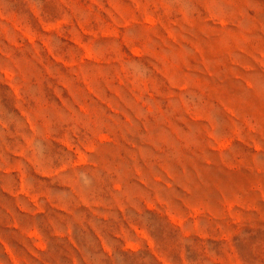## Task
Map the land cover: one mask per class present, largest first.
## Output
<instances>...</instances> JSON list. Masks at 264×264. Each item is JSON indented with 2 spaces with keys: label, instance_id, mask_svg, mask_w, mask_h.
<instances>
[{
  "label": "rangeland",
  "instance_id": "rangeland-1",
  "mask_svg": "<svg viewBox=\"0 0 264 264\" xmlns=\"http://www.w3.org/2000/svg\"><path fill=\"white\" fill-rule=\"evenodd\" d=\"M0 264H264V0H0Z\"/></svg>",
  "mask_w": 264,
  "mask_h": 264
}]
</instances>
